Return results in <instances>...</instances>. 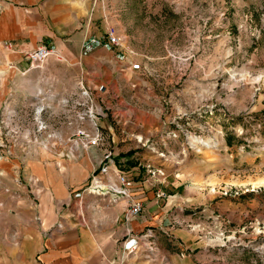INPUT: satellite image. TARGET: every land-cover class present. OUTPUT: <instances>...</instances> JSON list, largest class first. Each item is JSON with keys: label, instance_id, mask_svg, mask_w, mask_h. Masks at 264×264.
Segmentation results:
<instances>
[{"label": "rangeland", "instance_id": "obj_1", "mask_svg": "<svg viewBox=\"0 0 264 264\" xmlns=\"http://www.w3.org/2000/svg\"><path fill=\"white\" fill-rule=\"evenodd\" d=\"M89 17L114 60L101 74L85 66L84 83L111 107L118 146H136L122 141L131 132L164 139L159 179L174 177V209L182 210L174 223L202 245L195 264H264V0H94ZM109 26L124 48L108 44ZM7 59L0 56V65ZM131 61L146 62L150 72L121 73ZM75 63L54 54L35 65L57 72H0V243L10 246L15 235L19 167L26 170L27 157L39 152L30 142L35 100L25 92L38 94V75L78 89ZM51 102L58 108L57 98Z\"/></svg>", "mask_w": 264, "mask_h": 264}, {"label": "crops", "instance_id": "obj_2", "mask_svg": "<svg viewBox=\"0 0 264 264\" xmlns=\"http://www.w3.org/2000/svg\"><path fill=\"white\" fill-rule=\"evenodd\" d=\"M0 2L3 7L0 12V56L10 59L5 66L0 65L1 73L4 69H15L24 77L36 78V72L56 71L51 66L35 70L29 64L27 55L41 46L51 48L56 56L74 59L77 75L84 76L85 66L99 74L101 68H105L104 63L113 62L114 53L105 47L102 34L89 17L94 0ZM37 79L41 85L38 94L25 92L35 100L32 119L35 106L52 105L49 95L71 96V99L79 94L78 89L69 91L64 86L55 87L54 82L40 80L39 75ZM72 82L73 79L68 83ZM11 84L15 86L16 82L11 81ZM10 95L14 99L13 88ZM43 117L48 120V112ZM49 120L64 144L56 149H39L35 156L27 157L26 170L21 171L19 167L11 206L15 235L10 246L0 243V264H114L123 251L128 228L135 234L154 229L171 264H195L194 259L201 254L202 245L191 242L190 233L174 223L176 214L182 211L174 209V198L178 196L174 193V177L168 174L161 181L158 177L149 178L148 165L154 168L160 165L158 153L148 149L137 151V147L129 143L114 149L105 182L118 184L116 175L123 172L133 184L131 197L112 205L108 198L81 194L94 172L101 167L104 148H80L70 154L71 147L65 140L70 136L71 128L59 126L52 118ZM147 124L144 128L153 126L150 122ZM100 125L110 136L109 131L114 129L109 117L102 118ZM159 192H164L167 198H158ZM134 200L142 202L143 211L127 224L125 211ZM57 224H62V228Z\"/></svg>", "mask_w": 264, "mask_h": 264}, {"label": "built area", "instance_id": "obj_3", "mask_svg": "<svg viewBox=\"0 0 264 264\" xmlns=\"http://www.w3.org/2000/svg\"><path fill=\"white\" fill-rule=\"evenodd\" d=\"M2 9L3 7L0 2V12ZM106 38L108 44L111 46L119 48L125 47L126 43L124 39L113 26L108 27ZM54 54L55 52L51 48L41 46L29 53L27 59L31 62L33 68H38L40 66L35 64L47 60ZM132 54L134 53L132 52ZM146 72H150L146 62L131 61L121 69V73L139 74L140 76L147 74ZM77 86L79 94L71 99L70 97L60 98L57 94L48 96L52 101L57 98L58 108H53L49 104H41L35 107L33 114L35 126L33 129L34 135L30 142L32 144L36 143L41 150L60 148L64 144V140L60 137L59 133L54 132L53 123L49 122V119L52 118L53 121L56 120V124L59 126L71 128V134L65 140V144L71 147L70 154L75 153L80 148L82 150L104 148L101 167L94 172L89 184L81 191V194L86 193L100 198H108L109 204L116 205L122 198L131 197L130 188L132 187L133 181L127 174L120 172L116 175L118 184H108L105 182L110 170L114 149L119 144V139L115 131L111 129L109 131L110 136H108L104 132L105 129L100 125V120L108 117L107 111L111 107L106 106L103 108L100 106L99 102L94 98L91 88L85 85L83 76H81V81L78 82ZM136 86V83L132 84L133 88ZM47 112V119L49 121L43 117ZM151 137L148 136V139H146L140 133L131 132V134H125V138L122 141L134 139L137 143V149H148L162 156V148L160 147L166 146L165 141H163L164 139H161L162 143H159L151 141ZM167 137L174 138V130L168 132ZM147 169L149 178H159L165 175L162 168H154L148 165ZM148 179L146 182H148ZM157 196L158 198H167L164 192H159ZM142 211L143 205L141 201H131L128 209L125 211V222L130 224ZM57 227L62 228V224H57ZM123 245L124 248L119 261L114 264H171L168 256L161 249L158 234L154 229H146L139 234H135L132 229L128 228Z\"/></svg>", "mask_w": 264, "mask_h": 264}]
</instances>
